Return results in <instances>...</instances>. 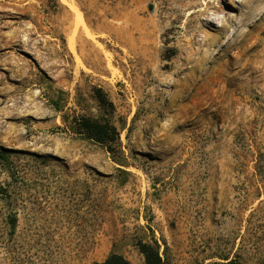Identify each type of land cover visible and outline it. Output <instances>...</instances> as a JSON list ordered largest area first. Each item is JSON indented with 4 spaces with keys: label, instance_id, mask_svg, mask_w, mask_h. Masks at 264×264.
Wrapping results in <instances>:
<instances>
[{
    "label": "rangeland",
    "instance_id": "1",
    "mask_svg": "<svg viewBox=\"0 0 264 264\" xmlns=\"http://www.w3.org/2000/svg\"><path fill=\"white\" fill-rule=\"evenodd\" d=\"M73 2L0 0V264H264V0Z\"/></svg>",
    "mask_w": 264,
    "mask_h": 264
},
{
    "label": "trees",
    "instance_id": "2",
    "mask_svg": "<svg viewBox=\"0 0 264 264\" xmlns=\"http://www.w3.org/2000/svg\"><path fill=\"white\" fill-rule=\"evenodd\" d=\"M96 97L99 104L103 108H113L112 103L109 102L106 95L102 90H96ZM81 134L88 139L95 141L96 143L104 146L108 152H115V147L118 142V131L110 123H103L91 119H83L79 124ZM4 152H6L4 150ZM0 157L2 154L0 153ZM140 251L145 257V264H163V259L160 256L157 248L150 244H140ZM93 264H130V262L122 255L112 254L103 262H95ZM215 264H242L238 258H226L222 260V263Z\"/></svg>",
    "mask_w": 264,
    "mask_h": 264
},
{
    "label": "bare ground",
    "instance_id": "3",
    "mask_svg": "<svg viewBox=\"0 0 264 264\" xmlns=\"http://www.w3.org/2000/svg\"><path fill=\"white\" fill-rule=\"evenodd\" d=\"M62 3L67 6L71 12H73L76 16V29L78 26H83L85 32L90 36V31L89 28L85 22L84 16L82 12L80 11L79 7L77 6L76 3L73 2V0H61ZM76 29H74L73 36L70 39V46L71 48L76 51V39H75V34H76ZM90 38V37H89ZM79 61V60H78Z\"/></svg>",
    "mask_w": 264,
    "mask_h": 264
}]
</instances>
